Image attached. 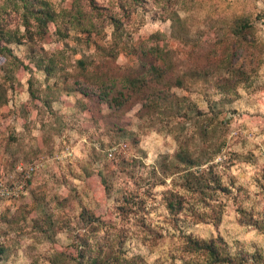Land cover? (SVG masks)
<instances>
[{
	"label": "rangeland",
	"instance_id": "1",
	"mask_svg": "<svg viewBox=\"0 0 264 264\" xmlns=\"http://www.w3.org/2000/svg\"><path fill=\"white\" fill-rule=\"evenodd\" d=\"M35 161L0 264H264V0H0V179Z\"/></svg>",
	"mask_w": 264,
	"mask_h": 264
},
{
	"label": "built area",
	"instance_id": "2",
	"mask_svg": "<svg viewBox=\"0 0 264 264\" xmlns=\"http://www.w3.org/2000/svg\"><path fill=\"white\" fill-rule=\"evenodd\" d=\"M40 161H35L33 164L27 166L20 165L16 168V173L19 175V180H4L0 179V198L9 199L17 198L24 187L26 186L27 181L30 179L32 173L36 171L40 164Z\"/></svg>",
	"mask_w": 264,
	"mask_h": 264
},
{
	"label": "trees",
	"instance_id": "3",
	"mask_svg": "<svg viewBox=\"0 0 264 264\" xmlns=\"http://www.w3.org/2000/svg\"><path fill=\"white\" fill-rule=\"evenodd\" d=\"M175 205L172 202H168L167 203V208L170 211H174ZM195 248L196 250H198L199 252H206V254L211 258V260L214 261V263H226L228 261H226L225 257L218 252L217 248L211 243H205V242H197L195 243ZM228 260V259H227Z\"/></svg>",
	"mask_w": 264,
	"mask_h": 264
}]
</instances>
